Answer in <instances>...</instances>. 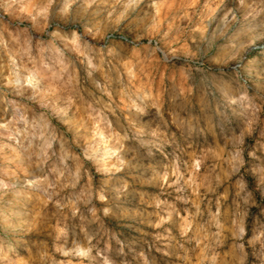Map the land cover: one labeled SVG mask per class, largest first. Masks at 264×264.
<instances>
[{
	"label": "clouds",
	"instance_id": "1",
	"mask_svg": "<svg viewBox=\"0 0 264 264\" xmlns=\"http://www.w3.org/2000/svg\"><path fill=\"white\" fill-rule=\"evenodd\" d=\"M0 264H264V0H0Z\"/></svg>",
	"mask_w": 264,
	"mask_h": 264
}]
</instances>
